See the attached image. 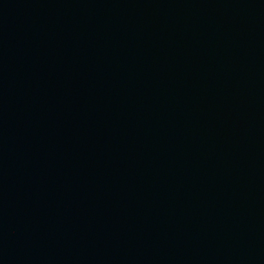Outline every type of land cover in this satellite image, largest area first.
Masks as SVG:
<instances>
[{
  "label": "water",
  "instance_id": "obj_1",
  "mask_svg": "<svg viewBox=\"0 0 264 264\" xmlns=\"http://www.w3.org/2000/svg\"><path fill=\"white\" fill-rule=\"evenodd\" d=\"M0 264H264V0H0Z\"/></svg>",
  "mask_w": 264,
  "mask_h": 264
}]
</instances>
